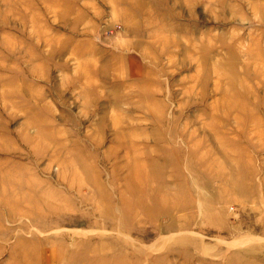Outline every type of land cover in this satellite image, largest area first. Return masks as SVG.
I'll list each match as a JSON object with an SVG mask.
<instances>
[{"label":"rangeland","instance_id":"obj_1","mask_svg":"<svg viewBox=\"0 0 264 264\" xmlns=\"http://www.w3.org/2000/svg\"><path fill=\"white\" fill-rule=\"evenodd\" d=\"M0 264H264V0H0Z\"/></svg>","mask_w":264,"mask_h":264},{"label":"bare ground","instance_id":"obj_2","mask_svg":"<svg viewBox=\"0 0 264 264\" xmlns=\"http://www.w3.org/2000/svg\"><path fill=\"white\" fill-rule=\"evenodd\" d=\"M148 178H152V176L150 177V176H148Z\"/></svg>","mask_w":264,"mask_h":264}]
</instances>
